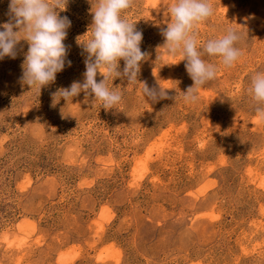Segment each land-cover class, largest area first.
<instances>
[{
	"label": "rangeland",
	"instance_id": "374dc122",
	"mask_svg": "<svg viewBox=\"0 0 264 264\" xmlns=\"http://www.w3.org/2000/svg\"><path fill=\"white\" fill-rule=\"evenodd\" d=\"M172 2L128 12L148 57L135 85L108 81L123 97L115 109L55 96L84 80L97 0L60 12L71 66L40 94L22 81L26 41L0 60V264H264V121L248 92L264 72V0H211L198 47L232 28L243 55L232 68L203 57L218 71L195 105L183 100L186 61L162 48ZM139 82L168 98L149 101Z\"/></svg>",
	"mask_w": 264,
	"mask_h": 264
},
{
	"label": "clouds",
	"instance_id": "9594fccd",
	"mask_svg": "<svg viewBox=\"0 0 264 264\" xmlns=\"http://www.w3.org/2000/svg\"><path fill=\"white\" fill-rule=\"evenodd\" d=\"M68 3L69 0H10L9 21L0 25L3 29L0 31V60L15 59L17 45L21 40L26 41L29 47L22 65V81L38 94L43 87L55 82L66 61L71 66V61L67 60L69 46L64 43L71 20L60 16V12L67 10ZM134 5L135 0H97L92 10L90 39L83 45L87 53L84 80L59 89L55 96H61L67 103L83 92L86 98L94 96L105 110L121 104L122 94L110 89L108 81L123 77L129 85H135L141 65L148 57L140 47L142 32L127 19ZM168 12L170 21L161 29L165 40L162 48L168 57L181 56L182 61H186L185 68L193 85L183 93V100L195 105L200 102V90L217 77L216 65L203 57H216L225 68L234 67L243 55L237 47L241 36L235 29L228 28L225 34L198 47L200 26L215 15L211 0H173ZM98 74L103 77L99 82ZM139 83L149 101L155 103L168 98L167 89ZM248 92L256 103V118L264 121V72L252 77Z\"/></svg>",
	"mask_w": 264,
	"mask_h": 264
}]
</instances>
